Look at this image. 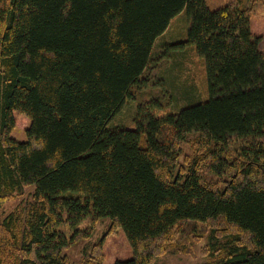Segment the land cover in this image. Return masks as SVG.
<instances>
[{
	"label": "trees",
	"instance_id": "trees-1",
	"mask_svg": "<svg viewBox=\"0 0 264 264\" xmlns=\"http://www.w3.org/2000/svg\"><path fill=\"white\" fill-rule=\"evenodd\" d=\"M256 5L235 0H0V264H104L103 240L67 250L109 218L154 264L209 234L216 264H264V51ZM186 12L209 99L178 113L140 109L109 127L145 82L156 40ZM23 126L24 140L13 137ZM194 152L181 161L182 144ZM89 219L86 229H78ZM71 230L68 236L62 228Z\"/></svg>",
	"mask_w": 264,
	"mask_h": 264
},
{
	"label": "rangeland",
	"instance_id": "rangeland-1",
	"mask_svg": "<svg viewBox=\"0 0 264 264\" xmlns=\"http://www.w3.org/2000/svg\"><path fill=\"white\" fill-rule=\"evenodd\" d=\"M235 0H206L211 10L219 9ZM244 7L255 6L251 17V32L261 38L260 50L264 51V0H242ZM190 21L186 12L177 16L168 30L160 36L154 45L152 60L144 74L145 82L136 88L135 98L127 99L122 111L114 117L109 127H136V117L140 109L149 110L155 116L178 113L183 108L204 103L209 99V85L205 59L196 51L194 45L183 44L188 38ZM20 125L12 134L17 140H24ZM193 137L182 144L181 161L194 152ZM30 200L28 191L25 195L6 200L0 209L1 215L15 212L20 214ZM89 219L83 220L78 229L89 227ZM111 226L109 218L99 220L88 239L78 241L67 250L72 260L80 261L95 245L103 240L102 251L104 264L126 261L132 258L133 250L123 229L107 234ZM68 236L72 230L63 228ZM211 239L207 234L188 247H171L165 254L158 256L154 264H216L220 258L210 249Z\"/></svg>",
	"mask_w": 264,
	"mask_h": 264
}]
</instances>
